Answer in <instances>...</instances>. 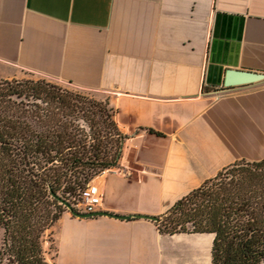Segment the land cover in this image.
<instances>
[{
  "label": "crops",
  "instance_id": "crops-1",
  "mask_svg": "<svg viewBox=\"0 0 264 264\" xmlns=\"http://www.w3.org/2000/svg\"><path fill=\"white\" fill-rule=\"evenodd\" d=\"M264 0H0V80L25 74L109 104L127 176L105 172L100 211L161 216L241 160L264 159ZM83 213V212H80ZM214 236L65 212L51 264H212Z\"/></svg>",
  "mask_w": 264,
  "mask_h": 264
},
{
  "label": "trees",
  "instance_id": "trees-1",
  "mask_svg": "<svg viewBox=\"0 0 264 264\" xmlns=\"http://www.w3.org/2000/svg\"><path fill=\"white\" fill-rule=\"evenodd\" d=\"M108 103L44 78L0 80V264H51L45 243L73 199L117 168L126 137ZM161 234L214 236L212 264H264V159L238 161L179 199Z\"/></svg>",
  "mask_w": 264,
  "mask_h": 264
},
{
  "label": "water",
  "instance_id": "water-1",
  "mask_svg": "<svg viewBox=\"0 0 264 264\" xmlns=\"http://www.w3.org/2000/svg\"><path fill=\"white\" fill-rule=\"evenodd\" d=\"M264 79V75L254 73V72H246V71H235L230 70L227 72L226 78H225V85L230 86H237V85H243V84H249L253 82H257L259 80ZM54 197L65 207L67 210L75 217L78 218H93V217H109L119 220H129L131 218H139V219H145L157 222L159 220V217L157 216H146V215H134V216H120L117 214H112L108 212H96L93 214H84L80 213L74 210L71 204L68 202L62 200L61 198L54 195Z\"/></svg>",
  "mask_w": 264,
  "mask_h": 264
},
{
  "label": "built area",
  "instance_id": "built-area-1",
  "mask_svg": "<svg viewBox=\"0 0 264 264\" xmlns=\"http://www.w3.org/2000/svg\"><path fill=\"white\" fill-rule=\"evenodd\" d=\"M128 173L122 174V176H127ZM79 203L83 208L84 214H93L99 212L104 203V195L100 188L95 185H87L86 190H84L80 197Z\"/></svg>",
  "mask_w": 264,
  "mask_h": 264
},
{
  "label": "rangeland",
  "instance_id": "rangeland-1",
  "mask_svg": "<svg viewBox=\"0 0 264 264\" xmlns=\"http://www.w3.org/2000/svg\"><path fill=\"white\" fill-rule=\"evenodd\" d=\"M31 76L29 74H25V78H30ZM66 88H69V89H72V90H75L73 89L71 86H65ZM128 163L126 162L125 160V150L123 149V157L121 159V162H120V165L117 167V168H114L112 170H109V171H106L108 173H112V174H116V175H119V176H122V174L124 175V173H127V169H128ZM104 174V173H103ZM103 174H101L100 176L96 177L95 179H93L88 185H95V186H100V182H101V177L103 176ZM87 186L85 187L84 190H86ZM83 190V191H84ZM73 202L75 203L74 205V210L77 211V212H82L83 211V208L82 206L80 205L79 201L78 200H75L73 199ZM65 210L67 212H69L67 210V208H65ZM70 213V212H69ZM2 246V232L0 231V248Z\"/></svg>",
  "mask_w": 264,
  "mask_h": 264
}]
</instances>
